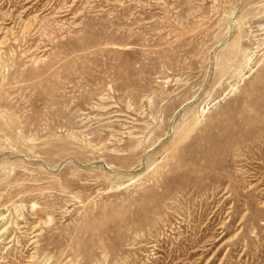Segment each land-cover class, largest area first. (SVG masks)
Wrapping results in <instances>:
<instances>
[{
    "label": "rangeland",
    "instance_id": "rangeland-1",
    "mask_svg": "<svg viewBox=\"0 0 264 264\" xmlns=\"http://www.w3.org/2000/svg\"><path fill=\"white\" fill-rule=\"evenodd\" d=\"M0 264H264V0H0Z\"/></svg>",
    "mask_w": 264,
    "mask_h": 264
}]
</instances>
